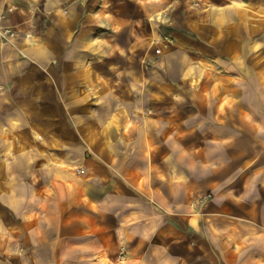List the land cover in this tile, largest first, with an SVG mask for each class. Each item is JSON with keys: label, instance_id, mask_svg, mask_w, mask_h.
<instances>
[{"label": "crops", "instance_id": "0c3cea01", "mask_svg": "<svg viewBox=\"0 0 264 264\" xmlns=\"http://www.w3.org/2000/svg\"><path fill=\"white\" fill-rule=\"evenodd\" d=\"M0 264H264V0H0Z\"/></svg>", "mask_w": 264, "mask_h": 264}, {"label": "built area", "instance_id": "2783aa9c", "mask_svg": "<svg viewBox=\"0 0 264 264\" xmlns=\"http://www.w3.org/2000/svg\"><path fill=\"white\" fill-rule=\"evenodd\" d=\"M3 34L7 35L8 37H13L15 35V32L14 31H11L10 29H4L3 30ZM154 43H158V41L157 40H154ZM154 52L156 54H159L160 53V48L159 47H155ZM76 171L78 173H82L83 172V170L80 169V168L76 169ZM208 197H209V195H208ZM121 253H123V251H121Z\"/></svg>", "mask_w": 264, "mask_h": 264}, {"label": "rangeland", "instance_id": "374dc122", "mask_svg": "<svg viewBox=\"0 0 264 264\" xmlns=\"http://www.w3.org/2000/svg\"><path fill=\"white\" fill-rule=\"evenodd\" d=\"M167 18V15L165 12H162L154 17L155 24L157 28H160V25L164 23V20ZM164 19V20H163Z\"/></svg>", "mask_w": 264, "mask_h": 264}]
</instances>
